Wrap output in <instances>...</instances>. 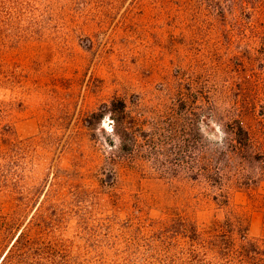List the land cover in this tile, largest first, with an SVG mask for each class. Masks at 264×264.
Returning a JSON list of instances; mask_svg holds the SVG:
<instances>
[{
    "label": "rangeland",
    "instance_id": "obj_1",
    "mask_svg": "<svg viewBox=\"0 0 264 264\" xmlns=\"http://www.w3.org/2000/svg\"><path fill=\"white\" fill-rule=\"evenodd\" d=\"M4 124L23 225L81 264H159L175 217L261 242L264 0H0Z\"/></svg>",
    "mask_w": 264,
    "mask_h": 264
},
{
    "label": "trees",
    "instance_id": "obj_2",
    "mask_svg": "<svg viewBox=\"0 0 264 264\" xmlns=\"http://www.w3.org/2000/svg\"><path fill=\"white\" fill-rule=\"evenodd\" d=\"M10 131L9 125L0 126V194L11 193L16 201L10 212L0 211V264H81L59 240L42 233L47 228L45 224L40 226L41 233L36 230L38 223L34 218L23 225L22 210L30 203L34 187L26 188L27 175L21 165L28 146L22 140L11 138ZM234 231L228 220L213 231H201L190 220L175 217L155 232L156 240L167 248L158 262L215 264L212 257L220 255H237L241 262L243 259L249 262L256 254H264V240L260 242L240 234L236 241ZM180 239L183 243L178 242Z\"/></svg>",
    "mask_w": 264,
    "mask_h": 264
}]
</instances>
